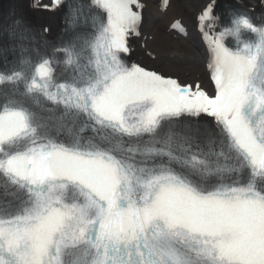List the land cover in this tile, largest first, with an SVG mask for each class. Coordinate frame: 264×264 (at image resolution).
Returning a JSON list of instances; mask_svg holds the SVG:
<instances>
[{"label":"snow or ice","instance_id":"snow-or-ice-1","mask_svg":"<svg viewBox=\"0 0 264 264\" xmlns=\"http://www.w3.org/2000/svg\"><path fill=\"white\" fill-rule=\"evenodd\" d=\"M143 7L141 0H82L79 11L100 17L87 41L95 58L86 80L53 92V61L42 58L31 78L13 70L0 73V84L25 79L28 93L137 141L162 121L206 125L238 167L163 148H146L149 159L136 165L119 154L131 148L107 138L51 139L27 108L6 101L0 175L26 199L0 216V264H264V24L230 10L229 24L211 41L209 94L199 83L125 62ZM200 19L216 20L212 3ZM56 51L66 65L78 64L73 45ZM245 169L246 179L224 175Z\"/></svg>","mask_w":264,"mask_h":264},{"label":"bare ground","instance_id":"bare-ground-1","mask_svg":"<svg viewBox=\"0 0 264 264\" xmlns=\"http://www.w3.org/2000/svg\"><path fill=\"white\" fill-rule=\"evenodd\" d=\"M141 0L144 5L139 35L129 37L130 45L140 62L153 67L165 76L180 82L199 83L212 94L206 62L211 40L203 37L198 22L204 7L212 3L217 11L222 0ZM228 1V0H224ZM251 6H259L263 0H239ZM28 11L49 12L58 10L55 0H25ZM45 16L41 21L48 24ZM53 21V20H52ZM52 23V22H51ZM56 28V24L52 29Z\"/></svg>","mask_w":264,"mask_h":264}]
</instances>
